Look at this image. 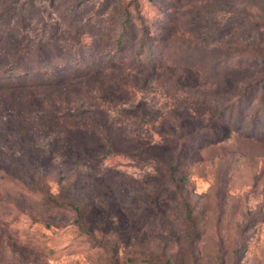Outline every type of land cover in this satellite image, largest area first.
Returning a JSON list of instances; mask_svg holds the SVG:
<instances>
[{
    "label": "rangeland",
    "instance_id": "1",
    "mask_svg": "<svg viewBox=\"0 0 264 264\" xmlns=\"http://www.w3.org/2000/svg\"><path fill=\"white\" fill-rule=\"evenodd\" d=\"M134 2L0 0L2 53L54 44L98 64L0 90V160L13 166L0 169V264H264V0ZM127 14L150 31L135 26L120 50ZM141 43L154 52L136 63ZM35 183L86 205L104 246L30 197Z\"/></svg>",
    "mask_w": 264,
    "mask_h": 264
},
{
    "label": "trees",
    "instance_id": "2",
    "mask_svg": "<svg viewBox=\"0 0 264 264\" xmlns=\"http://www.w3.org/2000/svg\"><path fill=\"white\" fill-rule=\"evenodd\" d=\"M133 1H135V7H139V0ZM141 23H143V21ZM139 24V22H136L129 14H127L126 19L122 23L123 29L121 33L118 34L115 38V43L120 50L123 49L126 45H133L132 36L135 26H138L139 28L143 26V35H147L146 32H148V29L150 31L147 23H143L140 25ZM80 34L81 32H78L76 34V38L78 41L80 39L78 37L80 36ZM7 40L13 41L14 38ZM78 41L76 44H78ZM146 47V44L141 43L140 47H136L130 50L129 56L131 58V61L141 62L145 57H147L149 54L151 55L154 52V48ZM87 48L91 50V53L98 54V56L101 53L109 54L107 48H96L93 45H90ZM61 49L62 47L60 45L56 46L54 44H44L40 46L38 45L36 50L34 51H31L28 47L20 49L17 48V50L12 55L7 54L8 56L6 55V53H2L0 50V61H3L4 59L7 61V63H0V90L8 92L9 90L13 89H26L28 87H36L43 84L55 83L65 77H79L87 74L98 65L95 64L96 61H93L91 58L85 60L83 58V55L79 51H77L78 49L76 50V53L74 50L65 49L62 51ZM124 56L126 55L124 54L119 58V60H115L118 61V63L122 64L125 59ZM134 56L137 60L134 59ZM132 65L138 64L132 63ZM61 70H64L65 74H62ZM43 120L55 126H93L92 122L83 117H45L43 118ZM0 169L8 172L11 176L13 175V166H9V163L5 160H0ZM184 179V176L180 178V180ZM5 181L7 180H3L1 184H5ZM35 184V187L30 188L31 190L30 192H28L30 197L40 200L42 203H46L53 208L65 209L69 211L74 217L73 224L75 226L76 235H78L80 239L84 240V242H86L92 248H95L98 243L100 244V246H104V243L101 240L97 242L95 235L92 232L88 231L85 219V215L88 210L86 205H79L60 198L59 196L53 194L44 183ZM20 213L21 212L16 210L17 216ZM29 217L32 218L34 222L43 224V226H45L46 228L60 225L50 220L35 217L33 214H30ZM190 223L191 229L197 235L199 230L197 229L196 221L192 219ZM107 245H109L107 247L108 249L110 248L113 253H116V247L111 246L106 241L105 246ZM117 260L118 258L115 256L114 261L116 262Z\"/></svg>",
    "mask_w": 264,
    "mask_h": 264
}]
</instances>
